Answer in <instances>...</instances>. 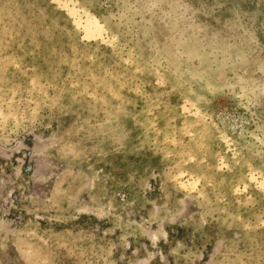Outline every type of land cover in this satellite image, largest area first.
<instances>
[{
    "label": "rangeland",
    "instance_id": "1",
    "mask_svg": "<svg viewBox=\"0 0 264 264\" xmlns=\"http://www.w3.org/2000/svg\"><path fill=\"white\" fill-rule=\"evenodd\" d=\"M0 264H264V0H0Z\"/></svg>",
    "mask_w": 264,
    "mask_h": 264
},
{
    "label": "bare ground",
    "instance_id": "2",
    "mask_svg": "<svg viewBox=\"0 0 264 264\" xmlns=\"http://www.w3.org/2000/svg\"><path fill=\"white\" fill-rule=\"evenodd\" d=\"M93 24H87L84 26V32L86 34V36H91L92 33H95L94 31V26H92Z\"/></svg>",
    "mask_w": 264,
    "mask_h": 264
}]
</instances>
